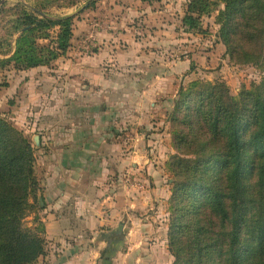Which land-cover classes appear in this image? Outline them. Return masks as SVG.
I'll list each match as a JSON object with an SVG mask.
<instances>
[{"label": "crops", "instance_id": "1", "mask_svg": "<svg viewBox=\"0 0 264 264\" xmlns=\"http://www.w3.org/2000/svg\"><path fill=\"white\" fill-rule=\"evenodd\" d=\"M103 8L92 14L99 16L98 22L87 21V32L98 39L118 42L114 35L123 32L117 28L132 18L137 20V33L147 25L153 33L157 25L158 45L168 47L183 37V48L188 50L182 58H160L162 72H157L152 59L160 52L127 49L144 76L131 82L136 94L119 101L107 94L123 88V82L93 79L105 52L77 59L74 68L92 78L86 81L76 79L77 73L68 80H52L44 73L45 66L32 68L38 78L25 84L17 123L32 125L38 136L37 214L44 224L46 246L35 264H172L167 210L173 181L169 158L175 149L168 114L179 88L194 79L201 65L221 79L232 80L234 75L222 57L216 58L208 38L207 48L197 54L196 46L206 39L197 30L183 28L181 36L171 32L166 20L154 24L152 5L138 1L127 8L120 3ZM83 23L78 25L84 27ZM150 39L146 34L135 44ZM119 44L115 54L106 55L122 60L127 51ZM215 44L224 54L221 43ZM120 223L121 232L116 230Z\"/></svg>", "mask_w": 264, "mask_h": 264}, {"label": "trees", "instance_id": "2", "mask_svg": "<svg viewBox=\"0 0 264 264\" xmlns=\"http://www.w3.org/2000/svg\"><path fill=\"white\" fill-rule=\"evenodd\" d=\"M43 6H22L11 21L16 69L49 64L70 46L72 15L52 16ZM212 6H221L217 35L229 61L264 70V0H191L187 30H200ZM50 28H57L54 47L39 43ZM169 121L172 264H264V77L236 95L223 81H191L179 88ZM34 163V146L0 117V264H35L45 253L44 226L23 223L38 188Z\"/></svg>", "mask_w": 264, "mask_h": 264}, {"label": "rangeland", "instance_id": "3", "mask_svg": "<svg viewBox=\"0 0 264 264\" xmlns=\"http://www.w3.org/2000/svg\"><path fill=\"white\" fill-rule=\"evenodd\" d=\"M143 0H0V59L8 60L7 64L0 67V117L5 118L9 123H11L15 128L20 130L23 135L31 142L36 148L37 144L35 143L34 136L37 135V129L32 125L27 126L24 121L22 124H18L17 116L20 115L21 100L23 99V92H25V84L28 80L33 77L38 78V72H35V69H16L15 63L9 60V57L12 55L15 49V39L18 37L19 33L16 32L12 34V19H14L19 11V8L24 6L27 10L32 9L31 7L35 4H45L42 7L43 11L52 16H63V15H72L73 26H72V37L70 41V46L65 54L58 56L55 60H52L49 64L41 65V67L45 66L46 69L44 73L47 74L49 79L64 81L71 79L72 75L77 73V78L80 81H86L92 79L89 75L79 72L78 69H75L74 66H77V59H85L89 56H93L99 51L105 52L104 55L106 58H103L99 66L96 68L94 80H103L107 82H123L124 86L110 89L108 90V94L113 97H117L118 101L121 97L124 99L130 98L135 95L137 91V87H133L131 82L134 80L141 79L144 74L137 70L136 65L138 61L132 59L131 55H127V49L131 50H145L150 49L155 53L160 52V54H156L155 58H153L152 66H155L157 72H162L160 69L162 65H160V58H182L183 52H185L186 48H183V37L176 43H168L170 44L168 47H163L162 44L158 45L159 38L156 37L155 34L157 30V25L153 28L156 30L152 33V29L150 25H147L145 30L142 29L139 33L135 29L138 27L136 25V21L132 18L130 20L124 21V26H120L117 28L119 32H123V34H115L114 36L119 37V41L112 42V40L99 39L94 37L89 39V34L93 33L91 30L89 32L88 28L89 23L88 20H99L98 15H92L97 10L103 11L104 4H112V3H120L123 4L125 8L130 5H135L136 2ZM191 0H159V1H143L146 4L152 5L153 17L156 16L154 20V24H158V20H166L168 25L171 26V32L173 34H182L183 36V28L187 29L186 25L183 24V17L187 14L188 4ZM91 6L86 7L91 4ZM87 4V5H86ZM85 6V7H84ZM112 6V5H111ZM221 8L218 6H212L208 14H203L200 16V30H197L202 36L203 39L199 45L196 46L197 54H202L204 49L207 48L208 44L205 45L207 38L209 39V44L212 45V49L215 50L216 58L222 57L228 68H232V80L221 79L216 72H213L212 69L211 74L210 69L199 67V71H196V75L193 80L186 82L182 87H187V85L191 81H209V82H217L223 81L227 85L230 93L232 95H236L243 88H250V86L255 82L261 80L264 77V70L257 65L254 64H235L229 61V57L224 50V54L219 51V46L215 43H221L218 35V24L216 23V17L218 15V11ZM155 14V15H154ZM132 19V20H131ZM84 20V27L82 25H78L79 22ZM98 22V21H97ZM98 26V23H96ZM95 25V26H96ZM96 26V27H97ZM109 31V30H108ZM195 31V30H193ZM100 33V32H99ZM102 33V32H101ZM49 36L47 40H39L40 44H49L51 46H56V34L57 28H50L47 31ZM103 34L111 36V32H103ZM147 34H151V39L148 42L143 41L141 44H135L138 39ZM215 34L214 38L212 37ZM124 36V39H121L120 36ZM96 36V35H95ZM98 36V35H97ZM111 38V37H110ZM214 40V41H213ZM120 42V44H119ZM151 42L153 45H151ZM133 43L135 46H133ZM119 44V49H124L127 51L123 59H116L115 57H110L106 55L109 52L110 55L115 54V50L118 49L115 45ZM190 43H186L184 45H189ZM222 44V43H221ZM220 46L225 49L224 45ZM123 45V46H121ZM193 45V43H192ZM192 49V47H190ZM195 48V47H194ZM209 47V49H211ZM218 50V51H217ZM107 51V52H106ZM162 53V54H161ZM159 55V57L157 56ZM216 60H212L214 64H217ZM140 62V61H139ZM146 62V61H145ZM205 63L206 61L203 60ZM221 63V61H219ZM79 63V62H78ZM144 63V61H143ZM209 66L210 63H208ZM215 66V65H214ZM35 68V67H34ZM79 68V67H78ZM195 68V66H193ZM216 68V67H215ZM78 70V71H76ZM215 71V70H214ZM35 72V73H34ZM210 76L212 80H208L207 77ZM10 81V82H9ZM177 98V95H176ZM112 102V101H111ZM64 105V104H63ZM173 108L169 111V114ZM168 114V120H169ZM170 122V121H169ZM125 136V135H123ZM38 143V142H37ZM35 172V170H34ZM36 176V174H35ZM29 208L24 218V225L31 228H37L41 224L44 226L42 221L40 220L38 208V201L35 196H30L29 198ZM168 212V210H167ZM168 218V214H167ZM167 230H168V219H167ZM45 231V228H44ZM45 234V233H44ZM43 234V237L45 238ZM46 240V239H45ZM168 242V241H167ZM168 245V244H167ZM170 252V251H169ZM171 254V253H170ZM172 255V254H171ZM173 258V256H172ZM174 259V258H173Z\"/></svg>", "mask_w": 264, "mask_h": 264}, {"label": "water", "instance_id": "4", "mask_svg": "<svg viewBox=\"0 0 264 264\" xmlns=\"http://www.w3.org/2000/svg\"><path fill=\"white\" fill-rule=\"evenodd\" d=\"M34 140H35V143L37 144V142H38V136L37 135L34 136ZM122 226H123V224L120 223L116 230L121 232L122 231ZM119 238H122L121 234H119Z\"/></svg>", "mask_w": 264, "mask_h": 264}, {"label": "built area", "instance_id": "5", "mask_svg": "<svg viewBox=\"0 0 264 264\" xmlns=\"http://www.w3.org/2000/svg\"><path fill=\"white\" fill-rule=\"evenodd\" d=\"M88 37H89V39H92V38H94V36H93V34H92V33H90ZM128 179H129V178H127V181H128Z\"/></svg>", "mask_w": 264, "mask_h": 264}]
</instances>
